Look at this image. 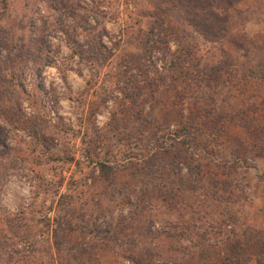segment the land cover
<instances>
[{"label":"rangeland","instance_id":"obj_1","mask_svg":"<svg viewBox=\"0 0 264 264\" xmlns=\"http://www.w3.org/2000/svg\"><path fill=\"white\" fill-rule=\"evenodd\" d=\"M229 14L0 0V264H264V0Z\"/></svg>","mask_w":264,"mask_h":264},{"label":"trees","instance_id":"obj_2","mask_svg":"<svg viewBox=\"0 0 264 264\" xmlns=\"http://www.w3.org/2000/svg\"><path fill=\"white\" fill-rule=\"evenodd\" d=\"M175 1L181 6L185 19L196 31L206 39L217 42L227 36L229 9L239 0Z\"/></svg>","mask_w":264,"mask_h":264}]
</instances>
